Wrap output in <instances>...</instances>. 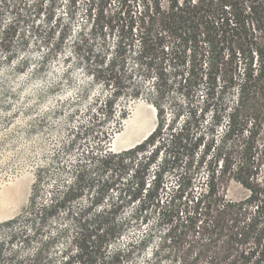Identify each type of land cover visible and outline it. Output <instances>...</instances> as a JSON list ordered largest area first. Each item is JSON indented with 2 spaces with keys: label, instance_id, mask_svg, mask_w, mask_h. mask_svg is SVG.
Wrapping results in <instances>:
<instances>
[{
  "label": "trees",
  "instance_id": "16d2710c",
  "mask_svg": "<svg viewBox=\"0 0 264 264\" xmlns=\"http://www.w3.org/2000/svg\"><path fill=\"white\" fill-rule=\"evenodd\" d=\"M79 4L0 0V94L71 88L61 124L81 127L92 161L70 177L34 167L26 207L0 221V264H194L172 257L178 225L161 234L169 210L147 224L161 190L172 204L189 198L187 223L211 216L217 264H264V0H142L119 18ZM108 30L116 41L94 37ZM138 101L155 108V127L114 152L111 135ZM230 182L248 195L228 199ZM114 189L137 208L125 213Z\"/></svg>",
  "mask_w": 264,
  "mask_h": 264
},
{
  "label": "rangeland",
  "instance_id": "374dc122",
  "mask_svg": "<svg viewBox=\"0 0 264 264\" xmlns=\"http://www.w3.org/2000/svg\"><path fill=\"white\" fill-rule=\"evenodd\" d=\"M85 1L78 0L80 8L84 6ZM94 1L95 6L99 2L107 5L105 10L108 17L119 18L120 12L124 17L129 10L135 11L134 6L137 10L140 9L142 0ZM83 18V14H81L79 21L83 22ZM117 36L115 30H108L105 35L104 32L101 34L98 31L94 35L100 41L105 37L107 43L116 41ZM29 87L37 88L33 84H30ZM73 96L71 88L68 87H61L55 94L34 95L30 98L23 95L19 98L18 95L10 98L9 93L0 94V221L11 218L26 207L33 182V170L36 165L40 168H50L51 174L56 173L54 170H59L67 177L72 176L74 166L77 164H82L87 173L91 172L89 168L92 161L84 151L89 143L84 142V138L77 136L81 127H77L76 124L73 126L63 125L60 120V111L64 113V116L68 113L65 109L70 105L68 99L73 100ZM27 105L33 106L34 110L15 108ZM47 107L52 109L47 110ZM55 112L57 114H54ZM78 117L79 115L76 118ZM156 119V110L150 103L144 101L132 103L129 106L127 117L118 130L111 135V150L118 152L144 140L154 129ZM101 129L110 135L114 128L102 127ZM199 155L200 150H197L195 157ZM262 175L263 168L261 167L258 180L262 179ZM199 178L204 179L202 176ZM167 188H170L169 183ZM200 191L201 189L197 187L192 194L197 197ZM117 192L118 190L115 189L110 190L113 201L118 200L119 205L123 201L125 203L126 198ZM159 192L157 200L145 206L147 210L144 215L148 219L149 223L147 222V224H151L161 221L160 218L164 210L171 212L173 221H164L166 224L161 228V234L168 233L172 226L178 225L177 233H181L182 239L176 245L174 244L175 255L173 254L172 257L177 258L178 263L182 258L185 261L194 259V264H206L210 259H213V264H217V252L221 240L217 241V228L212 227L211 216L202 212L201 216L198 215L196 219L187 223L186 216L194 210L189 198L185 200L187 197L185 195L180 201L181 204L177 200L172 204L170 191L161 190ZM223 192L230 200H242L248 195V191L235 182L228 183ZM124 207V212L130 213L137 208V202L125 203Z\"/></svg>",
  "mask_w": 264,
  "mask_h": 264
}]
</instances>
